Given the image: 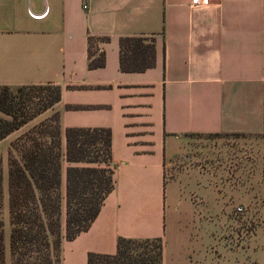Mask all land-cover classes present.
<instances>
[{"label": "crops", "instance_id": "obj_1", "mask_svg": "<svg viewBox=\"0 0 264 264\" xmlns=\"http://www.w3.org/2000/svg\"><path fill=\"white\" fill-rule=\"evenodd\" d=\"M137 35L153 37L155 65L123 72L119 39ZM89 37L107 38L103 67L88 68ZM47 83L60 99L33 125L57 112L63 147L68 127L111 131L114 187L62 237L60 264L112 254L120 237L161 238L162 264H240L225 205L257 171L264 193V0H0V86ZM262 249L264 264V233Z\"/></svg>", "mask_w": 264, "mask_h": 264}, {"label": "trees", "instance_id": "obj_2", "mask_svg": "<svg viewBox=\"0 0 264 264\" xmlns=\"http://www.w3.org/2000/svg\"><path fill=\"white\" fill-rule=\"evenodd\" d=\"M106 37H89V69L105 65V53L95 47ZM155 65L153 37L119 39V69L139 72ZM13 90L0 86V140L60 99V87L47 83ZM18 101H15V99ZM65 169L64 233L60 193L61 160ZM111 131L103 127H68L64 147L59 115L34 124L13 139L7 150V195L10 264H60L61 239H73L86 230L114 187ZM3 172L0 163V264L4 259ZM161 238L117 239L112 254H87V264H162Z\"/></svg>", "mask_w": 264, "mask_h": 264}, {"label": "rangeland", "instance_id": "obj_3", "mask_svg": "<svg viewBox=\"0 0 264 264\" xmlns=\"http://www.w3.org/2000/svg\"><path fill=\"white\" fill-rule=\"evenodd\" d=\"M13 95H19L16 89ZM15 101H18L16 98ZM47 112H43V117ZM6 115V114H5ZM7 116V115H6ZM50 116V115H49ZM9 117V116H7ZM37 121V118L31 119L25 128H28ZM225 139V137H224ZM2 172L6 176L7 154L0 157ZM65 169L66 162L61 160L60 193L63 196L61 225L64 231L65 212H64V194H65ZM168 175V172H167ZM6 184V183H5ZM7 185L4 189L2 219L4 221V259L5 264H10L9 252V221H8V195ZM249 190V197L248 195ZM235 192V191H234ZM240 202L238 204H226L225 211L230 215L224 220V243L229 249L238 251V260L240 264H263V233H264V193L262 188V176L257 171L256 186L253 189H239ZM64 233V232H63Z\"/></svg>", "mask_w": 264, "mask_h": 264}, {"label": "built area", "instance_id": "obj_4", "mask_svg": "<svg viewBox=\"0 0 264 264\" xmlns=\"http://www.w3.org/2000/svg\"><path fill=\"white\" fill-rule=\"evenodd\" d=\"M192 2H193L194 4H199V3L202 2V0H192Z\"/></svg>", "mask_w": 264, "mask_h": 264}]
</instances>
